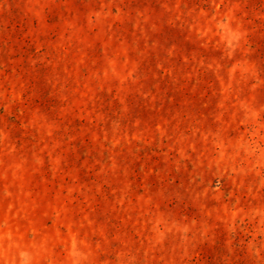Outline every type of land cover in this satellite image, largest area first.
<instances>
[{
	"label": "rangeland",
	"instance_id": "374dc122",
	"mask_svg": "<svg viewBox=\"0 0 264 264\" xmlns=\"http://www.w3.org/2000/svg\"><path fill=\"white\" fill-rule=\"evenodd\" d=\"M0 264H264V0H0Z\"/></svg>",
	"mask_w": 264,
	"mask_h": 264
}]
</instances>
